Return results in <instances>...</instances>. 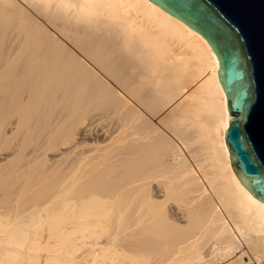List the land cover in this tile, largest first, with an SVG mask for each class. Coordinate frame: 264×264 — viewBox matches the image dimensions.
Returning a JSON list of instances; mask_svg holds the SVG:
<instances>
[{"label": "bare ground", "instance_id": "6f19581e", "mask_svg": "<svg viewBox=\"0 0 264 264\" xmlns=\"http://www.w3.org/2000/svg\"><path fill=\"white\" fill-rule=\"evenodd\" d=\"M1 46L0 66L24 62L12 80L36 77L26 101L51 91L74 109L106 86L113 105L71 126L47 168L34 150L41 170L0 203V264H264V203L231 168L219 63L198 32L149 0H0ZM148 99L169 110L136 129Z\"/></svg>", "mask_w": 264, "mask_h": 264}, {"label": "water", "instance_id": "95a60500", "mask_svg": "<svg viewBox=\"0 0 264 264\" xmlns=\"http://www.w3.org/2000/svg\"><path fill=\"white\" fill-rule=\"evenodd\" d=\"M149 1L198 32L216 55L230 165L264 203V0Z\"/></svg>", "mask_w": 264, "mask_h": 264}, {"label": "rangeland", "instance_id": "374dc122", "mask_svg": "<svg viewBox=\"0 0 264 264\" xmlns=\"http://www.w3.org/2000/svg\"><path fill=\"white\" fill-rule=\"evenodd\" d=\"M4 47H0V65L3 63V60L1 59H6V57L2 55ZM22 63L24 64L23 60H10L9 62L6 61L4 65L0 66V75H4V72L7 71L5 74L6 76H4V78L6 79H3L2 81L3 84L0 81V203H4L11 207L16 205L18 201V193H20L21 188L24 187L22 185L26 183V180L30 179L31 177L34 178L36 176L35 171L37 172L41 170L40 160L31 161L34 150L37 148V150L40 149V151H45V158L47 159V163L43 164V167H46L49 163V157L58 158V153L61 151V149L67 147L77 138V136L75 137L74 135L72 138L71 135L70 138H72V140H68L69 138L67 134L70 132V130H72L71 126L74 127L77 121L82 118L88 119L90 116L96 115L97 113L101 114L105 112V110V113H107L113 105L109 103L107 99L108 97L101 96L105 95L108 92V87L106 86H102L103 88L100 87L101 89L97 87L98 89H100L101 97H94L93 90L90 88V86H86V88L81 92L83 96L80 93V101L77 104L80 107L73 106L74 109L71 108L72 102L70 98L67 99L66 95H64L61 96V99H57L59 97L56 94L59 93L56 92V94H53L55 93L53 91V95H51V91L50 94H46L47 92H43L37 95L36 98L26 101L24 97L27 95V87L29 89L31 86L30 83L32 82V80L30 79H32V77L33 79H35L36 77L34 78V76L32 75L22 77L23 75H25L22 74V76H20L18 80H12L11 66L14 65L15 68L18 67L19 69ZM6 67H8V69L10 68V70H6ZM143 91L145 90L143 89ZM52 96L57 98H53ZM86 96L88 97L86 98ZM65 98L66 100H63ZM149 100L150 99L147 100L146 104H142L144 105V107L142 105L140 106L139 104H136L138 108L140 106L139 109L141 110L142 114V116L133 123L136 129L142 127L145 128L144 126L150 125V123L153 124L157 122V119L159 117H162L161 115L166 114V112H168L169 110V106L165 107L162 101H159L153 105L152 103L155 101L152 102V100H150L149 102ZM27 104H36L34 106V109H36V106L38 104L39 105L37 106V110L35 111H33L34 109L32 108L31 114L28 115ZM150 104L152 106H147ZM69 105L71 107H69ZM146 107H148L150 111ZM150 107H153L152 110ZM153 109H155V111L157 110V112L160 113L157 114L156 112L157 117L155 116L154 118H152L155 115V111ZM32 111L34 113H32ZM149 112L151 115H154L150 117V114H147ZM65 116L67 117L65 119L63 118V120L61 121V118ZM97 125H99L98 128H108L110 125V118H104L103 120L98 122ZM95 145V143H91V139L89 137L87 139V142L83 144L81 148L91 149L95 147ZM45 158L41 159L45 162ZM67 164L68 162L63 161L62 164L55 163L54 165L56 167L62 168ZM21 165L24 166L22 167ZM30 189L25 190L24 192L28 196V200L24 204H22L23 207L32 205L35 199H29V197L33 195L32 193H34L35 190H39V184L34 185ZM12 199L13 201H11ZM36 199L39 200L38 197H36ZM80 253H82V251L78 252V254ZM86 263L90 264V262H85L83 264ZM101 263L103 264V262L101 261L95 264Z\"/></svg>", "mask_w": 264, "mask_h": 264}]
</instances>
